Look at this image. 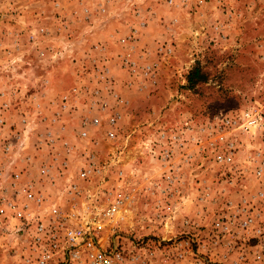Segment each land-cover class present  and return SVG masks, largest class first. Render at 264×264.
Segmentation results:
<instances>
[{
	"label": "rangeland",
	"instance_id": "1",
	"mask_svg": "<svg viewBox=\"0 0 264 264\" xmlns=\"http://www.w3.org/2000/svg\"><path fill=\"white\" fill-rule=\"evenodd\" d=\"M51 204L136 264H264V0H0V264Z\"/></svg>",
	"mask_w": 264,
	"mask_h": 264
},
{
	"label": "built area",
	"instance_id": "2",
	"mask_svg": "<svg viewBox=\"0 0 264 264\" xmlns=\"http://www.w3.org/2000/svg\"><path fill=\"white\" fill-rule=\"evenodd\" d=\"M86 172H81L84 176ZM79 186L72 183L68 185V191L71 193L79 192ZM25 197L28 201H36L37 205L43 206L45 200L43 196L33 191L32 185L28 184L23 187ZM9 206H14L12 202H8ZM27 204H23L16 209L17 214L26 211ZM44 208V207H43ZM113 211L108 208L105 214ZM46 218L44 214L37 211L35 213H26L23 216L27 224H31L32 233H34L35 247L41 248V255L38 256V264H45L46 261L58 252H62L71 264H136L132 260H126L119 252H107L100 249L96 234L93 227L89 225V217L81 214L63 216L60 208L55 204L48 207ZM49 218L53 222L52 226L47 228L45 221ZM71 222L73 225H65ZM34 223V228L33 224ZM34 229V231H33ZM48 234V235H47ZM47 235V236H46ZM46 236V237H45ZM45 240L49 243L45 245Z\"/></svg>",
	"mask_w": 264,
	"mask_h": 264
},
{
	"label": "trees",
	"instance_id": "3",
	"mask_svg": "<svg viewBox=\"0 0 264 264\" xmlns=\"http://www.w3.org/2000/svg\"><path fill=\"white\" fill-rule=\"evenodd\" d=\"M204 79V74L200 72V70L196 67L192 69L188 74V82L190 86H193L197 81H203Z\"/></svg>",
	"mask_w": 264,
	"mask_h": 264
}]
</instances>
